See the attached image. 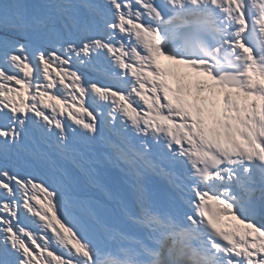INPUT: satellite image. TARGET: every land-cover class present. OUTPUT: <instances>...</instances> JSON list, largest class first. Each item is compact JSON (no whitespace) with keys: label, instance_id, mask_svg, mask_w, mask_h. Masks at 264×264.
Wrapping results in <instances>:
<instances>
[{"label":"snow or ice","instance_id":"6c2138e0","mask_svg":"<svg viewBox=\"0 0 264 264\" xmlns=\"http://www.w3.org/2000/svg\"><path fill=\"white\" fill-rule=\"evenodd\" d=\"M0 264H264V0H0Z\"/></svg>","mask_w":264,"mask_h":264}]
</instances>
